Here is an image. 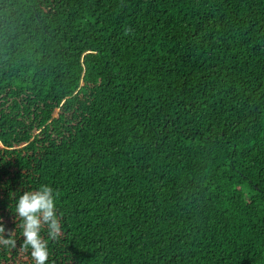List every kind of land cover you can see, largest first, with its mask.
<instances>
[{
  "label": "trees",
  "instance_id": "obj_1",
  "mask_svg": "<svg viewBox=\"0 0 264 264\" xmlns=\"http://www.w3.org/2000/svg\"><path fill=\"white\" fill-rule=\"evenodd\" d=\"M41 184L49 264H264V0H0L6 228Z\"/></svg>",
  "mask_w": 264,
  "mask_h": 264
},
{
  "label": "clouds",
  "instance_id": "obj_2",
  "mask_svg": "<svg viewBox=\"0 0 264 264\" xmlns=\"http://www.w3.org/2000/svg\"><path fill=\"white\" fill-rule=\"evenodd\" d=\"M58 191L48 184H41L36 189L25 190L15 200L16 227L8 229L3 217H0V247L17 248L16 228L21 230L23 241L19 248L30 252L33 264H49V242L62 236V217L57 212ZM19 221V223H17ZM47 233V238L44 232Z\"/></svg>",
  "mask_w": 264,
  "mask_h": 264
}]
</instances>
